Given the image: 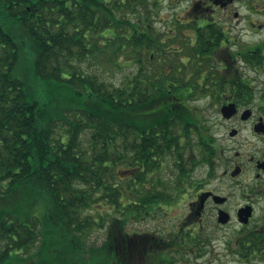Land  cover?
<instances>
[{
	"label": "trees",
	"instance_id": "16d2710c",
	"mask_svg": "<svg viewBox=\"0 0 264 264\" xmlns=\"http://www.w3.org/2000/svg\"><path fill=\"white\" fill-rule=\"evenodd\" d=\"M161 3L0 0V264L200 258L182 222L157 236L128 230L129 220L182 203L200 185L197 167L208 165L211 178L224 149L197 123L202 110L174 51L177 23ZM244 45L247 65L264 70L252 51L262 45ZM235 97L264 113V87L256 97L244 85ZM238 245L242 261L264 260V234Z\"/></svg>",
	"mask_w": 264,
	"mask_h": 264
},
{
	"label": "flooded vegetation",
	"instance_id": "af4514ba",
	"mask_svg": "<svg viewBox=\"0 0 264 264\" xmlns=\"http://www.w3.org/2000/svg\"><path fill=\"white\" fill-rule=\"evenodd\" d=\"M236 1L239 0H188L189 7L174 9L170 16H173V21H176L177 29L184 30L183 34L178 33V30L174 34L176 38L174 51L182 64L179 74L185 78L186 82H191L189 85V90L193 94L191 100L196 101L204 97H211V103L219 100L221 113L225 104L236 103L237 112L224 119L239 117L243 125L232 126L230 137L249 133L264 142V113L260 104L253 105L254 103L250 100L235 97V93L244 85H249L253 92L257 93L258 86L253 85V81L260 79L262 71L261 67L250 66L253 74H247L245 43L238 35H230V28H232L230 17L243 16L240 9L233 7ZM261 3H263L262 6ZM250 5L253 7L252 13L264 16L263 1L255 0ZM167 20L170 19H159L161 22ZM258 27L263 29L264 21ZM203 30L208 31L204 34ZM168 36L172 37L171 34ZM199 36L211 38L217 45L212 49L201 51L202 49L195 47L194 42ZM162 37L165 38L166 35ZM188 40L192 46L191 51H187ZM258 43L262 45V50L252 49V51L256 52L260 59H264V39ZM241 93L243 94L244 91ZM246 109H250L251 113L244 118L243 113ZM232 131L234 134H231ZM244 142L250 141L245 139ZM254 150L249 155L243 156H240L241 153L238 152L237 156L240 158L247 157V163L235 161L234 168L224 172V176H230L234 184L243 191L244 201L238 203L235 208L229 206L231 194H221L226 199L216 201L214 194H219L216 189L208 188V185L204 186L201 183L196 187L189 185L186 196L194 191L195 199L189 202L188 212L182 223L185 225L184 229L195 236L193 255L215 256L218 253L215 250L219 246V241H223L229 252L235 255L240 253L238 250H241V247L238 241L242 238H248L250 241L252 237L264 234V211L258 215L256 206V200L264 197V144L256 146ZM235 170L237 171L234 172ZM180 203L181 200L178 204ZM248 205L252 206V210L248 221H245V215H241L240 209ZM221 212H224L223 216H228L226 222L221 221Z\"/></svg>",
	"mask_w": 264,
	"mask_h": 264
},
{
	"label": "rangeland",
	"instance_id": "374dc122",
	"mask_svg": "<svg viewBox=\"0 0 264 264\" xmlns=\"http://www.w3.org/2000/svg\"><path fill=\"white\" fill-rule=\"evenodd\" d=\"M174 2V1H173ZM254 0H239L234 2L233 7L240 9L242 11V17L234 18L230 17V35H238L245 44H255L264 39V28L260 29L258 25L263 23L264 16L258 15L253 12V7L250 5ZM263 3H261V6ZM188 0L177 1L176 4L172 5L171 0H162L160 11L164 15H171L174 9L177 8H187L189 7ZM169 17H167L168 19ZM160 18H156V24L164 27L166 22L159 21ZM247 74H253V70L246 66ZM117 73L114 74L111 72L108 77L109 79L114 80ZM253 85H257L256 97H258L260 90L264 87V70L261 71L260 79L253 81ZM262 92V91H261ZM260 92V93H261ZM211 97H204L200 100H190L192 106H201V114H195L197 123L204 124L206 127H209L218 137L220 143L223 146V151L216 158V165L214 167V175L211 178L208 177L210 168L208 165H200L197 167V170L194 171V178L198 180L201 185H208V188H213L218 191L221 195L231 194L229 206L235 208L236 205L244 201L243 191L239 186L235 185L233 179L230 176H224L226 170L231 171L234 167L235 161H245L247 163L248 159L240 158L237 156V153H241L240 156L244 154L249 155L256 146H261L264 142L261 139L256 138L255 136L244 133L243 135L230 137L231 127L238 125H243L239 117H232L231 119H224V116L221 113L220 103L221 101L217 100L215 103H211ZM256 101H253V105L257 104ZM245 139H249L250 142H244ZM255 151V150H254ZM186 196V195H185ZM183 198V202L172 206V208L164 215V210L162 214L148 216L144 219L137 220L132 219L128 222V230L131 232H149L150 234L157 235L164 230L175 229L186 216L188 212V204L191 200L195 199V192H189L188 195ZM256 206L258 210V215H261L264 211V197H260L256 200ZM228 232L229 229H227ZM161 234V233H160ZM219 246L215 250L218 253L215 256H202L199 259H191L186 264H264V260L256 259L255 260H245L242 261L240 258L241 253H236L235 255L230 253L228 247L224 245L223 241L218 242ZM252 257H250L251 259ZM182 263L184 260L182 259Z\"/></svg>",
	"mask_w": 264,
	"mask_h": 264
},
{
	"label": "water",
	"instance_id": "95a60500",
	"mask_svg": "<svg viewBox=\"0 0 264 264\" xmlns=\"http://www.w3.org/2000/svg\"><path fill=\"white\" fill-rule=\"evenodd\" d=\"M238 108L236 103L231 102L228 104H225L222 108V114L224 117H231L233 114H235L237 112ZM251 113L250 109H246L243 113V117L246 118L249 114ZM231 134H234V131L231 132ZM237 170H235L234 172H236ZM214 198L216 201H224L226 199V197L221 196L220 194H214ZM251 210H252V206L248 205L245 207H242L240 209L241 215H245V221L249 219L250 215H251ZM224 212H221L220 215V219L223 222H226L228 220V216L224 215Z\"/></svg>",
	"mask_w": 264,
	"mask_h": 264
}]
</instances>
